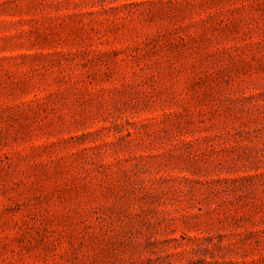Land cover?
<instances>
[{
  "label": "rangeland",
  "instance_id": "obj_1",
  "mask_svg": "<svg viewBox=\"0 0 264 264\" xmlns=\"http://www.w3.org/2000/svg\"><path fill=\"white\" fill-rule=\"evenodd\" d=\"M0 264H264V0H0Z\"/></svg>",
  "mask_w": 264,
  "mask_h": 264
}]
</instances>
